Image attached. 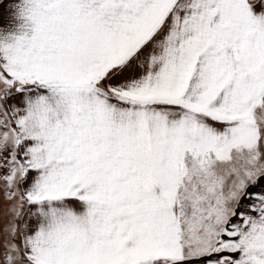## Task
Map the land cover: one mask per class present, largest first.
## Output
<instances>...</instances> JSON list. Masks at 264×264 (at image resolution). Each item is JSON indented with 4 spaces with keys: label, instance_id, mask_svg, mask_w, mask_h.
Wrapping results in <instances>:
<instances>
[{
    "label": "snow or ice",
    "instance_id": "snow-or-ice-1",
    "mask_svg": "<svg viewBox=\"0 0 264 264\" xmlns=\"http://www.w3.org/2000/svg\"><path fill=\"white\" fill-rule=\"evenodd\" d=\"M0 264H264V0H0Z\"/></svg>",
    "mask_w": 264,
    "mask_h": 264
}]
</instances>
